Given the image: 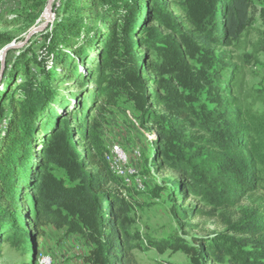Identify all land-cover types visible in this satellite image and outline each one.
Returning a JSON list of instances; mask_svg holds the SVG:
<instances>
[{
    "label": "trees",
    "instance_id": "16d2710c",
    "mask_svg": "<svg viewBox=\"0 0 264 264\" xmlns=\"http://www.w3.org/2000/svg\"><path fill=\"white\" fill-rule=\"evenodd\" d=\"M20 1L32 26L47 0ZM59 7L52 24L7 51L14 54L0 74V121L9 114L0 142V258L8 244L28 255L20 264H37L51 226L79 235V264H137L132 188L110 171L101 135L107 115L128 105L155 130L151 163L180 176L155 192L180 205L202 201L224 225L195 246L177 237L141 241L179 249L192 264H264V209L239 205L264 178V83L246 87L255 67L264 71V0H59ZM10 41L0 33V48ZM58 64L93 87L59 96ZM174 205L178 217L200 213Z\"/></svg>",
    "mask_w": 264,
    "mask_h": 264
},
{
    "label": "rangeland",
    "instance_id": "374dc122",
    "mask_svg": "<svg viewBox=\"0 0 264 264\" xmlns=\"http://www.w3.org/2000/svg\"><path fill=\"white\" fill-rule=\"evenodd\" d=\"M53 3L52 18L48 24H52L55 13L60 10L59 0L52 1L51 5ZM172 10L176 15H181L176 7L173 6ZM257 11L258 6L256 4L255 16H257ZM25 12L26 7L20 0H0V33H7L11 37L10 42H14V44L23 43L27 31L45 20L43 15L40 14L32 26L26 27L27 13ZM259 24V20L254 23L256 27ZM34 34H37V32ZM252 38L254 39L255 36L252 35ZM24 44L21 46H24ZM21 46L13 49H18ZM76 46H78L77 43L71 48L67 47L66 50L74 54L73 48L75 49ZM140 50H143V48L140 47ZM243 50L245 52L250 51L249 47ZM12 54L14 53L6 52L3 68L5 60H10ZM230 54L232 58L237 56L234 52ZM84 65L82 64L83 67ZM86 65L90 66L88 63ZM56 69L58 80L54 82V85L58 87L59 96L73 98L71 95L73 93L77 97L82 91L86 92L84 90L93 87L91 81L87 80L83 83L80 77L70 75V69L66 65L58 64ZM81 69L83 68L81 67ZM255 70L258 74L246 78V87L251 85L255 89L260 82L264 83L262 76L264 71L258 67H255ZM8 116L9 114L0 121V142L1 137L5 134V122ZM107 118V123L101 128L102 138L108 146V150L116 146L121 148L123 153L125 152L127 164L125 167L133 172L127 176L129 181L126 184L132 188L131 196L133 197L134 206L132 212H130L132 223L129 230L132 237L131 243L136 244L133 253L137 264H192L189 255L179 249L165 248L162 249L163 251H159L151 247L148 241H146V244L141 239L163 240L164 238L177 237L179 240L195 246L203 238L224 231V225L220 217L212 215L213 212L210 210V206L204 205L202 201L195 198H189L184 205H180L175 201L170 202L167 200L164 191L155 192L156 185L159 184L163 188L165 185L164 180L168 177L176 179L180 176L164 167L156 168L151 163L149 141L153 138L155 130L151 124H140L137 110L124 105L114 108L113 112L107 115ZM77 143L79 147V142ZM173 204L177 208L180 206H194L200 210V213H195L188 218L178 217L172 210ZM239 205H257L264 209V178L258 188L248 197L243 198ZM39 248L42 254L44 253L51 258L52 264H79L85 251L79 235H65L63 229H55L51 226L45 227L39 240ZM28 260L27 254L23 255L19 249L17 250L8 244L4 245L0 264H20L21 262L27 263Z\"/></svg>",
    "mask_w": 264,
    "mask_h": 264
},
{
    "label": "bare ground",
    "instance_id": "6f19581e",
    "mask_svg": "<svg viewBox=\"0 0 264 264\" xmlns=\"http://www.w3.org/2000/svg\"><path fill=\"white\" fill-rule=\"evenodd\" d=\"M48 16L49 15L47 13L43 14V18L45 19L48 18ZM116 150L117 152H122L121 160L119 161L117 160ZM124 153H123V150H121V148L114 146L111 149H109L107 152H105L104 157H105V160L108 164L110 171L114 173L115 175L121 177L125 183H128L129 179L127 178V176L132 174L133 172L132 171L130 172L129 169L125 167V165L127 164H126V158H125L126 154L124 155ZM41 255H43V258L45 259L46 263L52 264L51 258L44 253L43 254L41 253L38 255L37 264H41Z\"/></svg>",
    "mask_w": 264,
    "mask_h": 264
},
{
    "label": "water",
    "instance_id": "95a60500",
    "mask_svg": "<svg viewBox=\"0 0 264 264\" xmlns=\"http://www.w3.org/2000/svg\"><path fill=\"white\" fill-rule=\"evenodd\" d=\"M52 1L54 0H47V3L42 11V15L44 13H47L49 16L48 18H46L42 23L36 25V26H33L31 27L28 31H27V34H26V37L24 39V42L23 43H19V44H14V42H10V43H7L6 45H4L1 49H0V71H2V68H3V64H4V58H5V55H6V52L12 48H16V47H19L21 45H23L30 37L32 34H34L35 32H39V31H42L47 25H48V22L51 20L52 18ZM1 74V72H0ZM1 76V75H0Z\"/></svg>",
    "mask_w": 264,
    "mask_h": 264
},
{
    "label": "built area",
    "instance_id": "2783aa9c",
    "mask_svg": "<svg viewBox=\"0 0 264 264\" xmlns=\"http://www.w3.org/2000/svg\"><path fill=\"white\" fill-rule=\"evenodd\" d=\"M116 153H117V160H121V156H122V152H117L116 150ZM41 264H48L46 263L45 259L43 258V255H41Z\"/></svg>",
    "mask_w": 264,
    "mask_h": 264
}]
</instances>
